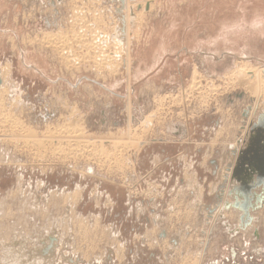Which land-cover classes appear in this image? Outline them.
<instances>
[{"label":"rangeland","instance_id":"1","mask_svg":"<svg viewBox=\"0 0 264 264\" xmlns=\"http://www.w3.org/2000/svg\"><path fill=\"white\" fill-rule=\"evenodd\" d=\"M144 1L122 33L119 0H0V264H264V212L225 207L264 0Z\"/></svg>","mask_w":264,"mask_h":264},{"label":"water","instance_id":"2","mask_svg":"<svg viewBox=\"0 0 264 264\" xmlns=\"http://www.w3.org/2000/svg\"><path fill=\"white\" fill-rule=\"evenodd\" d=\"M126 0H119L121 7L117 10L120 14L121 32L125 31V20L122 10ZM1 82V81H0ZM249 145L243 155L237 159L232 170V178L236 184L229 193L233 197L232 203H227L226 208H234L241 212L240 220L244 226L251 224L253 218L250 210H256L264 203V117L254 125Z\"/></svg>","mask_w":264,"mask_h":264},{"label":"bare ground","instance_id":"3","mask_svg":"<svg viewBox=\"0 0 264 264\" xmlns=\"http://www.w3.org/2000/svg\"><path fill=\"white\" fill-rule=\"evenodd\" d=\"M127 1V0H126ZM148 1V0H147ZM147 1H144L141 5H140V9H143L146 5L147 6H149L150 4L148 3V4H146V2ZM96 2V1H95ZM136 3H137V1H135ZM149 2V1H148ZM135 3V4H136ZM126 4V3H125ZM134 6V5H133ZM138 6V5H137ZM129 9V8H128ZM150 9V8H149ZM127 10V9H126ZM82 11V10H81ZM93 13V12H92ZM138 13H139V11H138ZM83 15V14H82ZM94 17V16H93ZM129 15L128 14H126V16L124 15V20H125V31H124V33L127 31V25H128V23H129ZM135 18H137L135 15H134V17L133 18H130V19H132V20H130V23H129V25H131V21H132V23H133V21L135 20ZM94 21V20H93ZM142 24V23H141ZM104 26V25H103ZM120 26V25H119ZM72 28V27H71ZM82 28V27H81ZM84 28V27H83ZM82 28V29H83ZM90 28V27H89ZM88 28V29H89ZM129 28H130V26H129ZM95 29V28H94ZM93 29V30H94ZM135 29V28H134ZM100 32V31H99ZM98 32V33H99ZM57 34V33H56ZM96 34V33H95ZM101 34V33H100ZM118 34V33H117ZM116 34V35H117ZM137 34V33H136ZM79 35V34H78ZM91 35V34H90ZM93 35V34H92ZM107 35V34H106ZM120 35V34H119ZM64 36H66V34L64 35ZM88 36V35H87ZM100 36V35H99ZM49 37V36H48ZM58 37V36H57ZM76 38H77V36H75ZM94 37V36H93ZM95 37H96V35H95ZM118 37V36H117ZM50 38V37H49ZM54 38V37H53ZM78 38L80 39V37L78 36ZM92 38V37H91ZM90 38V39H91ZM102 38H103V36H102ZM107 38V37H106ZM47 40H48V38H46ZM55 39H57L56 37H55ZM65 39V38H64ZM71 39V38H70ZM75 39V38H74ZM97 39V38H96ZM43 40V39H42ZM51 40H53V39H51ZM50 40V42L51 43H53V41H51ZM58 40H59V38H58ZM99 40V39H98ZM103 40H105V38L103 39ZM49 41V40H48ZM63 41V40H62ZM97 41V40H96ZM44 42V41H43ZM54 42H56V41H54ZM60 42V41H59ZM68 42V41H67ZM74 42H76L75 40H74ZM83 42V41H82ZM114 42V41H113ZM112 42V43H113ZM115 42H116V40H115ZM120 42H121V40H120ZM61 43V42H60ZM77 43V42H76ZM85 43H86V41H85ZM90 43H91V41H90ZM100 43V42H99ZM54 44V43H53ZM56 44V43H55ZM65 44V43H64ZM63 44V45H64ZM83 44H84V42H83ZM94 44V43H93ZM98 44V43H97ZM96 44V45H97ZM116 44V43H115ZM68 45V44H67ZM92 45V44H91ZM52 46V45H51ZM56 46V45H55ZM60 46H61V44H60ZM77 46H78V44H77ZM84 46V45H83ZM82 46V47H83ZM93 46V45H92ZM113 47V46H112ZM121 47V46H120ZM68 47L66 46V49H67ZM78 48H80V47H78ZM86 48V47H85ZM54 49V48H53ZM59 49H60V47H59ZM100 49V48H99ZM68 50V49H67ZM92 50V49H91ZM59 51H61V50H59ZM94 51V50H93ZM100 51V50H99ZM64 53V52H63ZM66 53V52H65ZM71 53H72V51H71ZM60 54H61V52H60ZM102 54V53H101ZM65 55V54H64ZM68 56V55H67ZM72 56V55H71ZM76 56V55H75ZM74 56V57H75ZM61 57H63V56H61ZM67 58V57H66ZM76 58V57H75ZM102 58V57H101ZM100 58V59H101ZM70 59V58H69ZM77 59V58H76ZM68 60V59H67ZM70 61H72V59L70 60ZM74 61V60H73ZM72 61V62H73ZM76 61V60H75ZM112 61V60H111ZM95 62V61H94ZM100 62V61H99ZM65 63V62H64ZM70 63V62H69ZM111 66V65H110ZM66 68V67H65ZM111 69V68H110ZM264 70V68H260V67H252L251 65H249V63L246 61V62H242V63H240V65H238V67H237V69L234 71V72H232L233 74H232V77H233V79L231 80V81H233V80H235V82L236 83H238L239 85H241L246 91H248V92H250L251 94H253V95H251V96H253V99L255 98V97H258V96H263L264 97V74L262 73V71ZM113 71V70H112ZM194 72V71H193ZM231 73V72H230ZM196 76H198V75H196ZM230 77V76H229ZM228 77V78H229ZM191 78V77H190ZM201 78V77H200ZM193 79H194V77H193ZM196 82V81H195ZM194 85V84H193ZM224 86V85H223ZM194 87V86H193ZM2 89H3V86H2V84H0V97H1V92H2ZM211 89V88H210ZM212 90V89H211ZM201 94V93H200ZM256 99V98H255ZM1 100H2V98L0 99V105H1ZM177 100V99H176ZM177 102V101H176ZM175 102V103H176ZM3 103V102H2ZM1 112V111H0ZM73 112V111H72ZM157 112V111H156ZM248 118H250V117H248ZM71 121V120H70ZM149 121V120H148ZM15 125V124H14ZM67 125V124H66ZM144 125V124H143ZM146 126V125H145ZM75 127V126H74ZM135 130V129H134ZM69 129H67V127H66V129H61L59 132V134H65V135H69ZM62 135V136H63ZM139 137V136H138ZM37 140V139H36ZM39 140V139H38ZM37 140V141H38ZM67 140V139H66ZM77 141H75V143H73L72 145L73 146H81V144L83 143V147H86V148H88V147H90V146H92V142L91 141H81V140H79V139H76ZM85 140H87V139H85ZM27 141V140H26ZM37 141H35V142H37ZM57 141H59V140H57ZM62 141H64V140H62ZM33 142V140L31 141V143ZM39 142V141H38ZM94 143H95V141H93ZM52 143V142H51ZM65 143H69V141H67V142H65ZM85 144V145H84ZM97 144V143H96ZM34 145V144H33ZM38 145V144H37ZM71 145V144H70ZM38 146H40V145H38ZM59 146V145H58ZM44 147V146H43ZM70 148H71V146H69ZM94 147V146H93ZM96 147H97V145H96ZM117 148H119V147H117ZM73 149V148H72ZM95 148H93L92 150H94ZM97 149V148H96ZM92 150H90V151H92ZM82 151V150H81ZM101 151V150H100ZM112 152V151H111ZM70 153V152H69ZM90 153H92V152H90ZM103 153V152H102ZM121 153V152H120ZM243 153V152H242ZM241 153V154H242ZM72 154V153H71ZM100 154V153H99ZM104 154V153H103ZM101 155V154H100ZM73 156V155H72ZM90 158V157H89ZM107 158V157H106ZM123 158V157H122ZM129 159V158H128ZM122 161V160H121ZM192 183V182H191ZM195 193V192H194ZM147 195V194H146ZM190 218V217H189ZM76 220V219H75ZM74 220V221H75ZM170 221V220H169ZM172 221V220H171ZM85 227V226H84ZM93 228V227H92ZM78 229V228H77ZM85 229V228H84ZM103 232V231H102ZM102 234V233H101ZM91 239V238H90ZM89 239V240H90ZM88 255V254H87Z\"/></svg>","mask_w":264,"mask_h":264},{"label":"crops","instance_id":"4","mask_svg":"<svg viewBox=\"0 0 264 264\" xmlns=\"http://www.w3.org/2000/svg\"><path fill=\"white\" fill-rule=\"evenodd\" d=\"M227 151L230 152L229 155L226 157L227 158V161H228V167L227 169H229V167H233L235 164H236V158H237V155H236V151L235 150H231V149H228L227 148ZM214 168H217L219 167L221 164L218 162V161H214ZM221 176L223 177L222 175V172H221ZM218 197V196H217ZM264 212V203L263 205L259 208V210L256 212V216H253L254 217V220L253 222L251 223V225L247 228L248 231L250 232H253L254 233V237L255 238H259V230L257 228V223H258V219H259V216L258 214ZM234 213L237 214V216H239V212H237L236 210L234 211ZM255 215V214H254Z\"/></svg>","mask_w":264,"mask_h":264},{"label":"flooded vegetation","instance_id":"5","mask_svg":"<svg viewBox=\"0 0 264 264\" xmlns=\"http://www.w3.org/2000/svg\"><path fill=\"white\" fill-rule=\"evenodd\" d=\"M239 219H240V218H239ZM240 222H241V220H240ZM252 222H253V220H252ZM252 222H251V223H252ZM250 225H251V224H250ZM250 225H248V226H250ZM248 226H246V227H245V226H244V223H243V222H241V227H242V228H244V229H245V228H247Z\"/></svg>","mask_w":264,"mask_h":264}]
</instances>
